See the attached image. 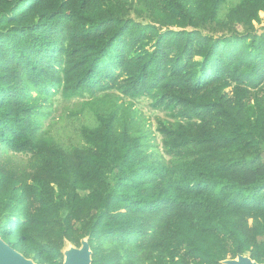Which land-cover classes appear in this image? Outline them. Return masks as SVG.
Here are the masks:
<instances>
[{
  "label": "trees",
  "instance_id": "trees-1",
  "mask_svg": "<svg viewBox=\"0 0 264 264\" xmlns=\"http://www.w3.org/2000/svg\"><path fill=\"white\" fill-rule=\"evenodd\" d=\"M261 14L0 0V238L37 264L83 238L91 264L263 263ZM141 99L163 114L153 130Z\"/></svg>",
  "mask_w": 264,
  "mask_h": 264
},
{
  "label": "water",
  "instance_id": "water-1",
  "mask_svg": "<svg viewBox=\"0 0 264 264\" xmlns=\"http://www.w3.org/2000/svg\"><path fill=\"white\" fill-rule=\"evenodd\" d=\"M64 260L62 264H91V251L85 238L81 239L79 248L68 245L63 250ZM0 264H37L31 259L25 258L18 251L10 247L0 238ZM222 264H264L251 260L248 256L238 255L234 259H226Z\"/></svg>",
  "mask_w": 264,
  "mask_h": 264
},
{
  "label": "rangeland",
  "instance_id": "rangeland-1",
  "mask_svg": "<svg viewBox=\"0 0 264 264\" xmlns=\"http://www.w3.org/2000/svg\"><path fill=\"white\" fill-rule=\"evenodd\" d=\"M233 1H236V0H229V2H233ZM261 17H264L263 14H261ZM134 105H135V109L139 112L140 119L143 122V124H145L146 127H150L153 130L155 127L156 117L163 116V114L160 112L152 111L148 105L147 99H141L140 101L135 102ZM58 111H60V108L58 109ZM155 137L156 138L153 141L156 142L157 145L159 146L160 137L158 135H156ZM12 159L15 163H18V164L25 162V157H22L21 155L12 157Z\"/></svg>",
  "mask_w": 264,
  "mask_h": 264
}]
</instances>
